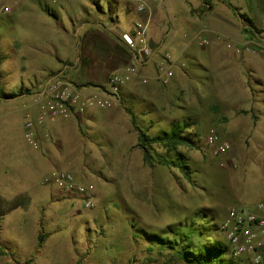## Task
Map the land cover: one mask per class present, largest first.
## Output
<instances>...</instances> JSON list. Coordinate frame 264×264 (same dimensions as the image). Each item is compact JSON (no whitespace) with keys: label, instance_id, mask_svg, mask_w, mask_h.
<instances>
[{"label":"rangeland","instance_id":"1","mask_svg":"<svg viewBox=\"0 0 264 264\" xmlns=\"http://www.w3.org/2000/svg\"><path fill=\"white\" fill-rule=\"evenodd\" d=\"M27 1L30 0H0V88L7 94H20L12 99H0V209L1 205L6 207L8 202V207H12L17 200L22 203L21 206L24 205L10 208L13 213L6 219H0V264H140L147 251L146 242L137 229L147 227L151 231H158L172 222L184 224L202 207L211 208L217 217L216 222H219L229 206L252 207L264 200V141L262 136L260 140L256 134L260 128L256 130L248 123V117L238 115V109H234L236 113L233 117L234 111L228 104L229 96L224 97L221 84H218L216 93L210 91L202 99L196 97L189 84H184L179 94L181 97L178 95L175 100L177 105L170 103V91L166 94L168 101L164 112L181 116L179 122L190 123L191 126L184 133L197 142V145L178 147L189 159L192 181L178 168L146 165L142 151L136 147L131 148L126 161L119 159L117 164L103 166L97 161L85 164V176L79 180L93 185L95 199L90 208L84 205L79 195L60 189L58 196L63 199L49 197L48 190L57 189L52 185L39 184L28 194L18 193V187L27 186L28 177L23 169L28 168L29 164L20 153L32 147L25 142L24 121L29 110H25L23 105L31 103L32 96L42 84L57 75L52 70L58 67L41 66L35 54L39 50L59 48L65 42L74 56L80 55L83 25L99 19L112 29L114 26L107 12L108 1L117 0H99L98 3L96 0H60L54 4L48 1L62 21L56 20L55 16L49 17V27L45 32L28 20L23 6ZM143 1L157 10L159 24L154 32L151 30L148 33L153 39H160L161 52L168 53L172 60H177L178 65L182 61L187 62L182 49L191 34L183 35L185 18H195L198 13L201 14L200 19L209 16L212 10L206 8L205 0ZM225 1L208 0L215 9L217 6L256 9V0ZM4 6H10L13 11L4 10ZM192 7H198L194 11L196 14L190 13ZM119 14L125 25L128 16L123 12ZM242 16L245 22H249ZM218 34V38L215 33L205 34L211 38L208 45L200 46L194 42L187 51L209 64L213 77L218 76L223 65L230 64L241 74L244 70L242 64H234L235 60L227 61L219 56L220 50L235 52L226 47V38ZM97 37L101 36L95 37L98 45L106 44ZM155 46L152 45L153 49ZM128 63L112 70L95 68L87 73L84 68H73L68 72L72 80L83 83L92 74V83L103 87L111 71ZM178 69V66L174 68L175 71ZM259 70L262 74L263 68ZM195 76L189 75L186 83L192 77L198 81ZM118 106L124 109V103ZM142 108L138 105L139 110ZM250 111L253 114V110ZM125 119L130 124L128 115H125ZM263 120L264 115L261 117ZM144 122L150 121H139L144 132L158 135L162 127L166 131L170 129L172 120H156L147 130ZM211 128L221 138L231 142L228 152L213 155L209 150L206 137ZM102 134L100 130L94 132L101 144V155L110 152L113 145L110 136ZM137 138L136 132H127L122 144L118 140L114 144L119 152L124 149L127 152L128 147L138 141ZM157 151L163 152V149L159 147ZM124 162V166H119ZM79 167L83 166L59 165V169L73 173ZM41 207H44L43 212ZM36 216L42 218L40 229L46 234L40 247L31 237L30 225L27 224ZM21 220L26 226L23 233L18 231L16 224ZM221 236L226 240L223 234Z\"/></svg>","mask_w":264,"mask_h":264},{"label":"crops","instance_id":"2","mask_svg":"<svg viewBox=\"0 0 264 264\" xmlns=\"http://www.w3.org/2000/svg\"><path fill=\"white\" fill-rule=\"evenodd\" d=\"M133 1L136 0L108 1L109 10H107V12L110 17V22L114 26L112 29L107 28L99 19L91 22L89 25H83L84 32L80 40V43L82 44L80 55L74 56L73 52L68 50L67 44L63 42V45L59 48L53 47L52 50H39L35 55L40 60V65L46 68L52 65L58 66L57 69H53L52 72L57 73V75L62 76L69 82L83 86H99L100 84L96 85L92 83V78L94 77L92 74H90L91 77L84 83L72 80L68 69L84 68L88 73L89 69L101 68L103 70H112L127 63L119 50V48L124 45L120 34L121 32L123 33L131 29L133 23L137 19L147 18L146 14L136 12L135 2ZM95 2L98 3L99 0H96ZM148 5L150 7V29L148 31L150 32L152 30L154 32L159 24V17L157 16V10L152 4L148 3ZM255 5L256 9L254 7L244 9L218 6L215 9L213 6H210V8L206 6L208 10H212V13L209 16H206L205 19H200L201 14H196L197 12H194L198 10V7H192L190 13L192 12L196 14V16L195 18H185L186 28L183 31L185 32L183 35L186 33L191 34V37L187 40L182 49V55L187 59V62L182 61L181 63L185 66L182 69L174 70L172 76L165 84L156 80L155 77L157 76V68L163 57L168 56L170 58V55L161 52L162 47L159 44L160 39H153L151 33H148L150 43L156 46L152 50L151 56L146 65L139 69L140 76L147 77V81L143 82L140 76H133L127 84L123 86V99L121 103H124V109H120L118 105H114L107 109L89 108L83 114L72 115L69 118L61 119L56 122L45 121L42 124H36L34 126V136L37 146L34 147L25 140L27 144L32 146L30 149L21 151L20 153L21 156L24 157V161L29 163L28 168L23 169L28 177L27 186H25V188H22V186L18 187V193L28 194L32 190H35L36 185L42 184L40 179L53 169H59L60 164H81V166H83L82 168L79 167L77 170H73L75 176L79 180L85 176V164L97 161L100 166H103L109 163L117 164L119 163L117 162L119 159L124 161L128 160L130 157L129 151L131 148L134 149L138 147L136 145L137 142L128 147L127 152H125V149L122 150L123 152H119L115 147V140H118L120 144H122L125 140V133H130L131 131L136 132L131 125V117L126 112L125 108H129L131 112L134 113L137 120L141 122L150 121L149 123L144 122L146 130L154 125L156 120H164L165 122H167L168 119L178 121V118L181 116L177 117L175 114L172 115L164 112L165 105L168 101L166 94L170 91V95L168 96V98H172V102L170 103L177 105L175 100L177 96L182 93L181 88H184V84H189L192 87L191 89L193 92L196 94V97L199 99H202L210 91L214 92L218 84H221L222 88L220 90L223 89L224 97H226V95L229 96L228 104H230V108L233 109V111L234 109H238L240 111L238 115L248 117V123L252 124L256 130L260 128L256 134L259 139L261 138L260 140H262L263 137L262 141H264V120L261 121V117L264 115V49L257 52H242L239 56L235 55V53H226L223 50H220L219 56H222L223 59H227V61H229V59L231 61L235 60L236 63L234 64H242L244 70L239 74V69H234L231 64L223 65V70L220 71L218 76L215 75V77L211 74L212 67L209 64H207L202 58L197 57L193 52L190 53L187 51L188 47L194 42H197L200 46L208 45L211 38L205 34H211L212 32L222 34L226 40L232 39L236 42H241L250 34L249 31H244V27H247V30L255 28V30L259 32L257 38L260 42H264V0H256ZM23 6L28 20L43 32L48 30L49 17L55 16L56 20L62 21L59 14L48 0H30L27 1L26 4H23ZM9 10L10 12L13 11V9H10V6ZM121 12L128 16L125 25L120 19L119 13ZM205 14L206 13H204L203 16H205ZM242 15H244L249 22H245ZM64 30L66 31L65 26ZM97 35L101 36L97 37L99 39L101 38L100 42H105L106 44L98 45L97 39L95 38ZM202 38L208 39L209 43L201 44L200 42ZM35 51H37V49ZM100 53H103L104 55L98 57V54ZM262 68L263 71L262 74H260L259 69ZM189 75H196L198 81L192 77V80L190 79L186 83V79H188ZM185 76L187 78H184ZM103 85H105V82ZM205 89L207 92L206 94ZM179 96L181 97V95ZM32 100L33 96L31 101ZM32 102L23 105L25 110H29L26 112V117L27 115L37 116L38 108L33 105ZM138 105L143 108L139 110ZM95 109H98V111H95ZM250 110H253V114ZM235 113L236 112L234 111L233 117L235 116ZM124 114L129 116L130 124L126 123ZM121 123L122 127H120ZM229 123H231L230 120ZM126 128L130 130H127L126 132ZM99 130L103 134L109 135L111 141H113L111 151L103 153L102 155L99 151V146H101V144L98 141V138L94 135V132H98ZM163 130L165 129L162 127L160 132ZM255 140L257 141V139ZM53 146H55L56 149ZM120 165L124 166L125 162L120 163L119 166ZM153 166L158 165L156 163ZM60 190L58 188L53 190L49 189L48 196L52 197L54 200H59L60 198L63 199L60 195L58 196ZM29 199L30 197L28 200ZM28 200L27 203H29ZM8 204L6 207L1 205L0 219L2 218V220L6 219L11 213H13L12 209L15 207H24V205L21 206L22 203H20L19 200L13 203L12 207H8ZM43 208L44 207H41L42 212ZM42 223V218L38 216L27 223L30 225V227H28L29 233L36 243L37 236L40 233L43 234L40 229ZM16 224L18 231H22L23 233L24 229H26L25 222L23 223L21 220L16 222Z\"/></svg>","mask_w":264,"mask_h":264},{"label":"built area","instance_id":"3","mask_svg":"<svg viewBox=\"0 0 264 264\" xmlns=\"http://www.w3.org/2000/svg\"><path fill=\"white\" fill-rule=\"evenodd\" d=\"M57 3L60 0H48ZM135 10L147 15L146 19H137L131 29L121 32L120 37L130 53L128 65L110 72L106 84L102 86H77L65 80L60 75L49 78L33 95V105L38 108L37 116L27 115L24 121L25 139L36 147L34 126L45 121L56 122L72 115L83 114L89 108L107 109L121 104L122 88L133 76H140L139 69L148 62L152 53V44L148 39L149 11L148 3L136 0ZM8 10L9 6H4ZM208 31V30H205ZM215 33L217 38L219 34ZM201 44H208L209 40L201 39ZM226 47L233 49L236 54L242 52H257L264 49V42L255 36H247L243 41L236 42L229 39ZM182 69L185 65L177 60L164 56L157 68L156 80L165 84L172 76L174 68ZM143 82L147 77H141ZM207 146L213 155L226 153L232 144L220 137L211 128L206 137ZM43 185H52L61 191L79 195L84 205L92 207L95 193L91 183H81L71 171L53 169L40 179ZM220 232L225 236L233 257H245L250 264H264V200L252 207L229 206L224 217L218 222Z\"/></svg>","mask_w":264,"mask_h":264},{"label":"trees","instance_id":"4","mask_svg":"<svg viewBox=\"0 0 264 264\" xmlns=\"http://www.w3.org/2000/svg\"><path fill=\"white\" fill-rule=\"evenodd\" d=\"M226 2L225 0H221ZM210 8L208 0L203 2ZM249 31V36L258 37L255 28H243ZM127 47L121 46L122 57L128 62L130 53ZM19 94H7L0 88V99H12ZM131 117L132 127L137 132L136 145L142 151L143 161L148 166L165 165L178 168L189 180L192 181L188 157L178 147L180 145H197L193 137L184 133L191 126L187 122L172 121L169 130L160 134L149 135L139 126L134 113L125 108ZM162 148L163 152L157 151ZM217 217L211 208H199L191 220L185 223H169L160 230L140 228L137 232L146 242L147 256L140 264H250L245 257H233L228 243L222 238L218 228ZM217 234V235H216ZM220 234V235H219ZM46 234L37 236V245L41 246Z\"/></svg>","mask_w":264,"mask_h":264}]
</instances>
